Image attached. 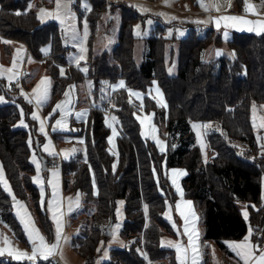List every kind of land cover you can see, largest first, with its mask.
Segmentation results:
<instances>
[{"label":"trees","instance_id":"1","mask_svg":"<svg viewBox=\"0 0 264 264\" xmlns=\"http://www.w3.org/2000/svg\"><path fill=\"white\" fill-rule=\"evenodd\" d=\"M32 1L0 0V43L4 42L5 50L11 54L9 42H23L36 59L44 61L54 80L53 98L47 111L69 84L92 80L94 87L89 118L80 133L85 136L86 151L61 159L42 150L45 138L38 131V121L32 119L33 104L20 90H13L14 84L0 78V96L7 101L0 105V167L6 182L0 181V220L8 224L15 236L29 244L15 214L13 196L27 204L31 196L33 206H30L37 212L47 241L55 242L56 228L48 211L47 180L50 168L59 167L66 192L82 195L85 209L96 206L94 223L84 234L69 229L74 231L72 248L85 264L98 263L122 218L121 235L128 244L113 247L110 258L101 264H169L168 255L174 262L175 252L162 248L161 240L168 233L174 234L165 212L178 199L168 174L170 168L178 167L187 171L185 195L195 203L206 239L226 249L225 240L242 239L251 227L255 242L264 240V236L259 237L264 234V156L253 155V151L260 152L262 130L255 129L252 114L254 107L264 105V34L235 32L226 42L221 34L214 38V28L202 35L189 22L185 26L189 34L178 38L167 36L170 25L159 23L143 39L144 59L140 64L136 58L139 38L135 35V24L146 15L129 0L132 5L123 8L118 43L113 50L96 54L95 41L104 2L91 0V10L80 9L82 18L87 15L91 27L90 58L85 63L88 67L85 73L70 64L71 47L65 44L60 24L42 23L38 11L31 8ZM236 2L239 9L245 5V0ZM171 41L179 43L176 75L170 73L174 57L169 55L167 59ZM211 44H227L232 55L205 59V51ZM121 79L127 87L112 91L110 86ZM153 80L158 81L164 92L168 108L164 110L147 96L144 109L156 112L157 122L166 124L167 152L159 151L156 143L144 136L136 116L139 109L128 92L134 89L148 93ZM106 103L113 105L111 112L121 131L118 158L109 149L111 129L106 123ZM193 123L210 125L206 134L209 161L197 142ZM37 143L48 158L47 170L43 169ZM34 154L41 162L40 172L46 184L44 201L34 180L37 173ZM245 205L250 213L247 219ZM111 224L112 235L108 236ZM0 264L28 262L0 257Z\"/></svg>","mask_w":264,"mask_h":264},{"label":"crops","instance_id":"2","mask_svg":"<svg viewBox=\"0 0 264 264\" xmlns=\"http://www.w3.org/2000/svg\"><path fill=\"white\" fill-rule=\"evenodd\" d=\"M132 1L136 2L138 0H132ZM145 1L155 3V4H159V2L157 0H145ZM231 1L234 2V5L232 6V8L227 9V10H222V11L221 10L217 11L215 9L205 11L200 6L195 5L194 1L192 4L195 5V7H193L191 5L192 8H187L186 6L181 7V6H170V5H165V4H163V5L166 6L170 11L175 12L176 14H183L185 16L192 15V14H195V15H213V16L218 15L219 18H220V16L221 17L236 16V17L241 18L240 21L246 20V21L250 22V23H247L245 25H242V27L233 26L232 32H228V31H223L222 33L219 32L220 25L218 28H214L216 30V33L221 34V36L223 37V39L226 42L233 38L234 33L237 32V31H235V29L240 30V31H244L243 33H245V30H244L245 27H249L248 30L253 31L254 28H251V27L254 24V26H258V29L256 30V32H257L256 34H258V33L260 34L261 31H264V29H261L259 27L261 24H264V0H249V1L247 0V3L249 5L253 6L255 14H253V11H248V12L245 11L246 4L243 6L242 9H239V6H238L236 0H231ZM252 18H257L261 21H257V25H255L256 23L253 21ZM223 21L225 22V20H223ZM166 32H167V30H166ZM225 33H227V35H225ZM240 33H242V32H240ZM262 33H264V32H262ZM0 37H2V36H0ZM1 39H3V38H1ZM3 41H5V40H3ZM138 42H141L144 44V40H141ZM9 43L11 44V47H12L11 54L5 50V48L3 46L4 42L0 43V69H3V70L12 69V71L11 72L0 71V78L7 80V82L10 84L17 83V82L20 83L21 93L25 95L27 101H31L30 103L33 104V106H34V113L33 114H35L39 117V119H36L38 121V131L45 138L44 142H43L42 150L46 154L51 155V156H59V157H61V159H70L71 157H73L75 154H77L79 152L78 149H82L80 147L83 146V143L85 144V136L80 134L81 133L80 130L82 129V126L87 123L88 118H89L90 109L92 107L90 96L87 95L88 92L86 91V95L84 94V89H85L84 86H86V81H84L82 83H78V84L75 82L69 84L68 87L66 88L64 94L62 95V97H60L54 105V107H55L58 103L62 104L63 109L62 110L57 109L55 114H53L54 107L49 111H47V109H48V106L50 105L52 98H53L54 80L52 79V77L48 73V69L46 68L44 61L36 59L33 56L30 48L25 43L20 42V41H16V40H11ZM212 48H213L212 49L213 54H214V56L216 55V58L224 56V52L226 50L225 47H212ZM206 51H207V49H206ZM218 51L221 53V55L216 54ZM143 59H144V50L140 54V60H139L140 64L143 62ZM174 60H175L173 62L174 66L172 68L170 67V73L173 75H176L178 73V64H177V60L176 59H174ZM14 61H15V67H13ZM72 66L75 67L73 64H72ZM75 68H77V67H75ZM9 77H12L11 80L9 79ZM42 79H47V80H50V82H51L50 87H49V98H48L46 103H42L40 105H37L36 99L33 95V92H34V89L37 88V85L40 84ZM120 81H124V84L127 87L126 81L123 79L119 80L117 83H114L112 86L119 85ZM157 88L159 89V93H162V96L157 93V91H156ZM118 89H121V88H116L115 90H118ZM129 90L132 92H137V93L141 94L140 98H137L136 96H130V97H131V100L133 103H137L140 106V109L136 113V116L142 124V130H143L144 136L146 138L152 140V141H155L152 138L146 136V134H145V129H146L147 124L149 123V120H151V122L155 120V112L152 111V112L148 113L145 111L144 100L147 96H149L151 99H153L157 103V105L159 107H164V106H161V103H159V102L166 104V107H164V108L167 109L168 104H167V101L165 99L164 92L162 91L161 87L159 86L157 80H153L152 86L149 88L148 93H144L140 90H134V89H128V92H129ZM112 91H114L113 87H112ZM66 92L69 93V95L67 97L65 96ZM83 94L85 95V98H84ZM0 97H3V96H0ZM5 103H7V101L3 97V101L0 102V105L5 104ZM141 104L143 106L142 108H141ZM80 113H86V115L80 116L79 115ZM112 117H115L112 114V112L106 113V123L108 126L112 125L111 127L109 126L111 129V133L109 136V141L111 140V143H109V149H110L111 153L114 154L118 158V155H119V153H118V137L120 136L121 131H120V127H119L118 122H114L112 120ZM149 117H150V119H149ZM58 120L62 121L61 125L56 124V121H58ZM41 121H43V123H44V133H42L40 131ZM142 121H143V123H142ZM74 123L77 126L74 125ZM69 127L71 129L70 132H69ZM53 129H55V130H53ZM114 130H115V135H113ZM167 143H168V141H167ZM46 146H48L47 151L45 150ZM73 149L75 151H73ZM203 149H204V152L206 153L205 159H206V161L207 160L209 161L210 151L208 150L209 149L208 143L205 144ZM161 152H163V151H161ZM164 152H167V151H164ZM50 153H52V154H50ZM63 153H68L67 157H65V155H63ZM33 157H35V159H36L35 154L33 155ZM52 168L53 169L50 168L49 172L56 171L58 173V176L53 177V178L57 179L58 186L61 188V190L63 192V198H62V201H60V203H61L60 211L64 213L63 228H62L60 246H59V249L57 250V256H58L57 259L61 264H85L84 259L81 256H79L72 248V237L74 235V231H72V230L70 231L69 227H68V217L70 216V214L75 209H77L80 206L81 200L79 199V205L78 206H76L75 203H73V205H72L73 211H71V212L68 211L69 198H71L72 201L75 202L77 195L73 194V193L68 194L66 192V190L64 188V184H63L64 179H63L62 170L59 167H52ZM182 169H183L182 172L185 174L181 175V176L186 177L187 171L184 168H182ZM40 173L41 172L39 171V176L41 178V182L38 183L35 180L38 173L35 174L34 180H35V183L39 186L40 190H41V188H43V190H44V196L42 197V200L44 201V199L46 197V184H45L43 174L42 173L40 174ZM168 174H169V170H168ZM50 176H51V173H50ZM53 178H52V180H53ZM50 180H51V177H50ZM4 183L6 184L5 179H4ZM175 190H176V188H175ZM176 192L178 195V199L176 200L175 205L174 206L168 205V208L166 209V212H165V216L168 219V221L170 222V224L174 230V234L168 233L161 240L162 248L173 250L175 252L174 253L175 261L172 262V258H171L169 264H180V262L177 259L178 254H177L176 249L174 247L169 246L167 242L168 241H171L173 243L181 242L185 245V247H187V245H188V235L184 234L185 219L181 217V215H180L181 211L184 213V217L187 218V220H188L189 232H191L193 230L198 232L199 240L197 243H198V247L200 250L199 264H243V261L240 260V258L238 256H236L235 252L229 247V244L230 243H239V242L243 241L244 238L239 239V240H226L224 242L226 245V249H222L219 246V244L216 243L215 241L206 239L205 235H204V223L200 217V214H198L199 212L195 206L194 201L186 197L185 190H184V192H182V191L178 192L176 190ZM181 193H182V195H181ZM79 197H80V195H79ZM17 200L18 199H15V201H17ZM15 201H14L15 214L18 216V219L21 223V219H20V216L18 215V212L23 216L24 211L18 208ZM18 201L21 202L22 204H24L23 203L24 201H20V200H18ZM188 201H191L190 207L186 203ZM177 204L181 205L179 210L176 208ZM50 214L52 217L51 212H50ZM121 217H122V213H121ZM123 222H124V219L123 218L120 219V222L118 223L119 228L115 227V229H114L116 239L113 238L108 242V247H106V249H104V251L102 252V257H100V260H98L97 264H101L110 258V251L113 247H122L123 248V247H126V245L128 244L126 242L125 238L122 237V235H121ZM193 226H194V229H193ZM55 228H56V224H55ZM247 235H248V233H247ZM263 236H264L263 233L259 234L260 239ZM43 237H44V235H43ZM44 238L46 240V237H44ZM251 241L253 244H256L255 237H254V229H253ZM260 241L261 240H259V242ZM29 243H30V241H29ZM261 247H264V244H261ZM191 256H192V253H191V251H189L186 264H192ZM167 262H168V260H167Z\"/></svg>","mask_w":264,"mask_h":264},{"label":"rangeland","instance_id":"3","mask_svg":"<svg viewBox=\"0 0 264 264\" xmlns=\"http://www.w3.org/2000/svg\"><path fill=\"white\" fill-rule=\"evenodd\" d=\"M114 1L116 3L113 5L111 2ZM159 4L147 2L145 0H138L134 2V6L140 13L143 15H146V18L144 20H140L138 23L135 24V35L139 38L138 41H141L145 39V37H149L155 27L159 23L165 25L168 24L170 27L167 29L166 35L167 36H176L178 38H184L186 37L188 33V29L185 28V26L190 22L193 24V26H196L197 30H200L202 35H205L207 30L209 28H218L215 21L216 19H220L218 15H188L185 16L183 14H176L175 12L170 11L165 5H170V6H181L184 7L186 6L187 8H192L195 7V5L200 6L198 4V0H157ZM193 1L195 2L193 5ZM249 1V0H248ZM104 2V10L102 11V21H100L98 25V31H97V36H96V41H95V53L100 54L103 53L104 51H111L113 48L116 46L118 43V35L120 32V27L122 23V16H123V8L126 7H131L132 3L127 0H102ZM205 3H208L209 0H204ZM221 8L220 10H227L231 9L232 6L234 5V2L231 0H220ZM85 5L88 6V8H85ZM192 5V6H191ZM71 12L73 18H64V23H61L59 19H56L54 16L50 15H43L40 10L44 9L47 13H53L56 10V3L55 0H33L31 3V8L35 9L38 11L39 18L42 23H47L50 21H55L58 24H60L62 30L64 31V38H65V44L71 47V52L68 57V60L70 64L74 65L77 68L83 69L86 68L88 70L87 65H85L86 62L89 61L90 58V46H89V39L91 36V27L90 23L88 21L87 15H85L84 18H82V12L81 11H89L92 8V3L91 0H71ZM201 7V6H200ZM83 9L80 11V9ZM202 8V7H201ZM141 9H145L146 11H142ZM203 9V8H202ZM214 9V8H212ZM210 9V10H212ZM204 10V9H203ZM253 21L257 25V21H261L257 18H252ZM85 22L87 24V36H84V31H85ZM253 23V22H252ZM213 24V25H212ZM230 26H229V25ZM242 25H245V23H242V21H223V19L220 20V30L219 32L223 31H228L232 32L233 26H239L242 27ZM249 27H245V33H257L256 30L258 29V26H253L251 28H254L253 31L248 30ZM237 32H244L235 29ZM264 31H261L260 34ZM217 33H214V38L216 37ZM171 41L168 43V52H167V59H169V55H171V58L174 57V59L177 60L178 53L176 52L177 49L179 48V43ZM212 47H225V52L224 55H232V51H230V48L227 44L218 46L215 44H211L208 48L207 51H205L204 58L205 59H212L216 58V55L214 56L213 54V48ZM83 48V52L81 49ZM229 49V50H228ZM144 50V44L141 42H138L136 46V58L138 59V62L140 60V54ZM175 50V51H174ZM227 51V52H226ZM83 56L84 58L79 60L77 62V58ZM214 56V57H213ZM174 66L173 62L170 64V67L172 68ZM88 72V71H87ZM85 72V73H87ZM84 94L86 95V91L88 92L87 95L92 97V92H93V81L92 80H86V86H84ZM108 87V86H107ZM83 94L84 98L85 95ZM138 109H140V106L137 103H134ZM164 110L166 108L162 107ZM167 111V110H166ZM253 121H254V126L257 131L262 130L261 132V144H260V149L259 153H256L253 151L254 157H260L264 156V105L256 106L253 109ZM158 118V116H157ZM74 125H76L74 123ZM195 125V127H194ZM77 126V125H76ZM202 123H194L193 124V129L195 131L196 137H197V142L204 147L205 144H207L206 140V134L210 132V127H202ZM155 129L153 131L152 129ZM213 129V128H212ZM71 131L69 127V132ZM82 131V130H80ZM166 124L161 122H157L156 120V112H155V120L151 122L149 120V123L146 126L145 129V134L146 136L152 138L155 140L154 142L156 143L159 151H167L168 150V143L167 139L165 138L166 134ZM159 142V143H158ZM242 149H245V146H240ZM78 149L79 152H85L86 151V146L83 143V146H81ZM163 149V150H162ZM38 161V159L36 158ZM40 166L41 162L38 161ZM41 168V167H40ZM53 169V168H51ZM183 169L178 168V167H173L169 169V177L171 183L175 181V188L180 189V191L184 192V176L179 175ZM51 173V176H50ZM41 174V173H40ZM48 180H51L53 178L52 172L48 173ZM53 182L57 183V179L53 178ZM64 184V180H63ZM50 186V185H49ZM50 199H52L53 195V189L50 186ZM58 192L60 196V201H62L63 198V192L61 188L58 186ZM78 193H76L77 195ZM44 196V195H43ZM16 199V198H15ZM30 203L27 204L26 202H23L27 210V212L30 214L32 221H34L35 228L39 230L40 235H44L43 230L41 229L38 221V215L34 207H31L30 205L33 206V202L31 201V196L29 197ZM80 206L75 209L70 216L68 217V227L69 229H74L76 233L78 234H84V232L89 229L92 224L94 223L93 215L96 212V206L93 204L91 208L85 209L83 205V196L80 195ZM18 201V200H17ZM244 213L247 212L249 217V210L247 209V206H244ZM199 214V213H198ZM20 219L22 215L20 214ZM23 228H24V224ZM116 227V226H115ZM114 227V229H115ZM113 229V230H114ZM263 232V231H261ZM27 233V232H25ZM28 239V233L26 234ZM204 235H205V227H204ZM7 238V241L9 243H5L4 240ZM209 240V239H208ZM47 241V239H46ZM226 241V240H225ZM224 241V242H225ZM48 242V241H47ZM49 243V242H48ZM50 244V243H49ZM32 248L33 244L30 242L29 244H25L21 240H19L13 230L8 226L7 223H4L0 220V249L3 250V254H0V257H7L8 259L12 261H18V262H25L27 261L28 264H47L45 263L46 261L49 262V264H54V261L57 260V254L53 256H49L47 259L41 258L39 255L34 260H30L24 257L17 258L16 253L17 252H23L27 253L29 256L32 254ZM12 251V254H9V251ZM168 262H170L171 257L168 255L167 256ZM206 261V260H205ZM204 261V262H205Z\"/></svg>","mask_w":264,"mask_h":264},{"label":"snow or ice","instance_id":"4","mask_svg":"<svg viewBox=\"0 0 264 264\" xmlns=\"http://www.w3.org/2000/svg\"><path fill=\"white\" fill-rule=\"evenodd\" d=\"M56 3V10L53 13H47L44 9H41L40 12L43 15H50V16H54L56 19H59L61 21V23H64V18H73L72 16V12H71V0H55ZM198 4L205 10L208 11L212 8H214L215 10L219 11L221 8V4H220V0H209L208 3H205L204 0H198ZM245 11H253V14H255L254 8L252 5H249L247 3V0H245ZM85 8L87 9L88 6L85 5ZM90 10V9H89ZM142 11H146L145 9H141ZM17 15H19L20 13H16ZM223 19L225 21H240V17H236V16H225V17H221L220 19H217L215 21L217 27H219L220 25V20ZM242 23H250L249 21H242ZM261 29H264V24H261L259 26ZM87 24L85 22V31H84V36H87ZM259 34V33H258ZM225 35H227V33H225ZM7 43V41H5ZM45 51V53H47V49L43 50ZM81 51L83 52V48L81 49ZM217 55H221V53L218 51L216 53ZM84 57L81 56L79 58H77V62L81 59H83ZM13 67H15V61L13 63ZM84 72H87L86 68L81 69ZM0 71H8L11 72L12 69H7V70H3L0 69ZM61 74H63V69H61ZM12 77H9V79L11 80ZM50 80L47 79H42L40 84L37 85V88L34 89L33 95L36 99V103L37 105H40L42 103H46L48 98H49V87H50ZM113 87V90H115L116 88H125V84L124 81H120L119 85L116 86H110ZM157 93L159 95L162 96V93H159V89H156ZM69 95V93H65V96L67 97ZM129 95L130 96H136L137 98L141 97L140 93L137 92H132L129 90ZM3 101V97H0V102ZM31 102V101H29ZM159 102V101H158ZM161 106L166 107V104H163L162 102ZM142 104H141V108H142ZM57 109H63L62 104H57L54 109H53V114H55ZM22 114H23V110H21ZM51 115V114H50ZM80 116H84L86 115V113H80ZM32 119H39V117L35 114L32 115ZM150 119V117H149ZM112 120L114 122H118L116 121L115 117H112ZM143 123V121H142ZM21 124H23V121H21ZM57 125H61L62 121L58 120L56 121ZM110 127L112 125H109ZM264 126V125H262ZM195 127V125H194ZM202 127H210V125H203ZM55 130V129H53ZM153 131H155V129H152ZM40 131L42 133H44V123L43 121H41L40 124ZM113 135H115V130L113 131ZM109 143H111V140L109 141ZM159 143V142H158ZM29 144H31V140H29ZM45 150H48V146L45 147ZM163 150V149H162ZM73 151H75L73 149ZM52 154V153H50ZM63 155H65V157H67L68 153H63ZM33 163L36 164L37 167V177L35 178L36 182L40 183L41 182V178L39 176V171H40V164L38 161H36L35 157H33ZM113 167L115 168V165H113ZM185 173L181 172L179 173V175H184ZM52 176L53 177H57L58 173L56 171L52 172ZM3 180V175H2V168H0V181ZM49 185L52 187L53 189V195H52V200L48 202V211H50L52 213V218L54 223L56 224V237H55V242L49 244L48 242H46L45 238L40 235L39 230L35 228L34 225V221H32L30 214L27 212L25 205L22 204L19 201H15V197L13 196V200L15 201L16 205L18 206L19 209L24 211V215L21 217V223L24 224V229L25 231L28 233L29 236V241L33 244V248H32V254L31 256H29L27 253H23V252H17L16 253V257L17 258H27L30 260H34L37 255H39L41 258L43 259H47L49 256H53L57 254V250L59 249L60 246V240H61V235H62V228H63V216L64 213L60 211V207H61V203H60V196H59V192H58V185L56 183L53 182V180H49L48 181ZM173 184H175V181H173ZM10 191V189H9ZM177 191L179 192L180 189L177 188ZM11 194V193H10ZM44 195V190L43 188H41V196L43 197ZM182 195V193H181ZM79 194H77V197L75 199V202L72 201L71 198H69V208L68 211L71 212L73 211V203H75L76 206L79 205ZM187 205L190 207L191 206V201L186 202ZM43 204V201H42ZM181 207L180 204L176 205V208L179 210ZM145 210H147L145 208ZM18 215H20V213L18 212ZM180 215L182 218L185 219V228H184V234L188 235V245L187 247H185V245L181 242H176L173 243L171 241H168V245L171 247H174L177 251V259L180 262V264H186L187 261V257H188V252L191 251L192 256H191V260H192V264H199V257H200V250L198 247V240H199V235L198 232H196L195 230L189 232V227H188V220L187 218L184 217V213L181 211ZM245 219H247V212L244 213ZM175 226V225H174ZM117 228H119V225L116 226ZM194 229V226H193ZM253 234V229L251 227H249V231H248V235H246L243 239V241L239 242V243H230L229 247L235 252L236 256H238L240 258V260L243 261V264H264V247H261V244H264V240L253 244L251 241V237ZM113 238L116 239V235L115 233H113ZM5 243H9L7 241V238H5L4 240ZM0 254H3V250L0 249ZM9 254H12V251H9Z\"/></svg>","mask_w":264,"mask_h":264},{"label":"water","instance_id":"5","mask_svg":"<svg viewBox=\"0 0 264 264\" xmlns=\"http://www.w3.org/2000/svg\"><path fill=\"white\" fill-rule=\"evenodd\" d=\"M36 145H37L36 147H37V150H38V153H39V157H40V159H41V161H42L43 169H44V170H47V169H48V165H47L48 158L45 157V156L42 154V151H41V149H40L39 143H37ZM111 227H112V224L109 225V227H108V231H107V235H108V236H111V235H112ZM54 264H61V263H60L58 260H55V261H54Z\"/></svg>","mask_w":264,"mask_h":264},{"label":"built area","instance_id":"6","mask_svg":"<svg viewBox=\"0 0 264 264\" xmlns=\"http://www.w3.org/2000/svg\"><path fill=\"white\" fill-rule=\"evenodd\" d=\"M12 84H14L13 90H20L21 89L20 83L17 82V83H12ZM104 108H105L106 112H111L113 110V105L111 103H106L104 105Z\"/></svg>","mask_w":264,"mask_h":264}]
</instances>
